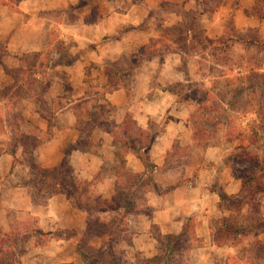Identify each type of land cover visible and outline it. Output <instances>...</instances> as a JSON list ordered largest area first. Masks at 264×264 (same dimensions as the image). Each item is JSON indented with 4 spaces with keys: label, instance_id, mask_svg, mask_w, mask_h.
<instances>
[{
    "label": "rangeland",
    "instance_id": "1",
    "mask_svg": "<svg viewBox=\"0 0 264 264\" xmlns=\"http://www.w3.org/2000/svg\"><path fill=\"white\" fill-rule=\"evenodd\" d=\"M4 1L20 12V0ZM117 1L80 0L77 10L36 11L37 20L54 23L44 27L53 40L46 50L51 54L42 58L45 69L35 52H28L27 65V52L0 41V72L8 75H0V240H9L0 255L9 264H192L202 257L197 248L214 241L212 226L225 228L228 220L234 227L223 234L227 250L210 249L207 257L264 264V48L231 40V15L221 36L206 34L207 19L215 21L224 0L163 1L153 8L148 0H120L123 8L113 20L121 44L110 47L124 51L99 62L85 56L84 74L53 88L51 64L79 57L74 40L56 41L60 22L94 24L113 15ZM101 2L111 9H101ZM134 2L136 12L130 10ZM124 14L141 24L123 23ZM18 17L20 28L26 17ZM90 48L82 53L90 55ZM146 72L153 75L150 89L143 81L134 90L136 76ZM113 88H123L118 104L108 94ZM64 98L72 99L82 125L78 117L74 126L56 122ZM148 100L159 115L141 110ZM96 103L106 111L92 108ZM126 119L148 132L138 142L139 148L149 145L142 159L120 137ZM168 127L178 136L166 155L154 154ZM76 151L90 160L74 157ZM246 153L263 169L244 159ZM190 182L200 187L202 202L196 203L209 219V233L190 214ZM222 193L232 201L222 200ZM180 213L191 218L174 233L168 219Z\"/></svg>",
    "mask_w": 264,
    "mask_h": 264
},
{
    "label": "crops",
    "instance_id": "2",
    "mask_svg": "<svg viewBox=\"0 0 264 264\" xmlns=\"http://www.w3.org/2000/svg\"><path fill=\"white\" fill-rule=\"evenodd\" d=\"M9 1V0H7ZM163 1H173V0H148V6L150 8H153L155 6L160 5ZM257 0H224L223 4L217 8L216 13L214 15L215 21H211L207 19L206 21V34L210 38H217L223 34V32L226 31V28H224V18L231 15L232 21H233V27L235 32L231 35V40L237 41V43L242 44L245 48L253 46H262L264 48V16L263 18L258 17L257 15H254L253 11L256 6ZM80 0H20L17 5L20 12H15V10L12 8V6L9 3H6L4 0H0V41L7 42L9 50H19L21 52H44L46 51L50 46L53 45V40L50 37V34L48 33V30L44 27L46 25H53V21H50L45 18H38L36 19V15L34 14L36 11L43 10V12H46L47 10H59V11H65L70 8V10H77L79 7ZM117 4L114 5L111 9V6L109 3L105 5L103 2L99 3L101 9H111L113 11L112 16H104L99 19L98 22L94 24H88L84 22L81 19L78 20H66L60 22L58 30L60 31L59 35H57L56 41H70L74 40L77 44L74 49H77L78 52L76 54H79V57L74 59L69 64L65 63H59L55 66H52L49 68V71L53 74L52 76L55 78L54 82L52 83L53 88H55L56 84L58 85L59 89L63 86L62 83H66L64 81H70L73 80L75 77L74 74H84V65L89 61L87 60L85 56H90V60H94V62H99L100 59H111L112 57L120 55L122 51H124L123 48H111L112 42H115V44H121V39L115 35L118 34V29L116 27V23L113 20L116 18V16H120L119 9L123 8V2L118 0L116 2ZM98 5V6H99ZM138 3L134 2L130 10L132 12H136L138 10ZM87 8V7H86ZM89 8V6H88ZM66 13V12H65ZM23 15L26 17V20L22 22L21 27L18 28V16ZM124 17L120 18L123 23H126L129 20V14H124ZM135 16H137L135 14ZM41 17V16H40ZM113 20V21H112ZM128 22H131L132 24H141L140 20H129ZM122 24V23H121ZM225 29V30H224ZM254 31L255 35L251 41L250 44H247V42L240 38L239 36L243 33H251ZM114 44V45H115ZM91 47V48H90ZM125 47V46H124ZM89 49V54H83L82 50ZM101 49V51H100ZM70 52V51H69ZM68 52V54H69ZM99 52V54H97ZM101 52V53H100ZM57 56L63 55V52L58 51L54 52ZM96 60V61H95ZM167 66V65H166ZM173 66V65H172ZM169 67V65H168ZM167 67V68H168ZM166 69V68H164ZM4 73L0 72V75H3ZM4 77H8V75L5 74L1 77L4 79ZM153 75L151 72H146L140 76H136L137 81L134 82V90H138V86L140 85V82H147V90L151 87V81H152ZM139 80V82H138ZM6 82V80H4ZM73 84V83H72ZM51 86V87H52ZM123 88H120L118 90H115L114 92L108 93L110 96V99L113 100L116 104H118V100L120 98V93L122 92ZM51 91V90H50ZM73 91L75 93L76 89L68 90ZM55 93L47 95L49 100H53ZM75 101L78 100V98L82 97L83 94L80 93L77 95ZM68 98V97H67ZM66 107H63L58 112V118L56 122L58 124H62L65 119L70 122L72 126L75 125L76 122V115L74 112V109L72 108V99H67ZM70 100V101H69ZM158 101V99H156ZM74 103V102H73ZM146 113L150 117V115H159L160 112H157L153 110L152 108H155L156 105L153 103L152 100H148L146 103H144ZM159 104V103H157ZM71 106V107H70ZM119 110H121V105L119 106ZM67 122V121H66ZM149 119L147 118L146 123L143 124V128H146L148 126ZM178 122H172V125L176 127ZM62 132V131H59ZM59 134V133H58ZM57 132L55 133V138L58 136ZM176 136H178V132L171 131V127H168L166 131H164V136L162 137L163 142L158 143L154 146L153 153H161L163 155H166L168 151L170 150L172 146L171 139H174ZM51 143V142H50ZM53 143V142H52ZM55 143V142H54ZM56 144V143H55ZM79 151H76L74 154V157L81 156L82 159L90 160L89 153H83L81 155H78ZM7 155V154H6ZM9 156L15 157L14 154H9ZM136 158V157H135ZM128 165H131L133 160L131 156L128 157ZM137 159V158H136ZM12 165V164H11ZM134 166L138 169L139 163H136ZM89 178V176H87ZM91 178V177H90ZM89 178V179H90ZM191 183V196L189 199L191 212L190 214L192 216H196L197 219L201 222V232L203 231H210V225H209V219L205 216L198 213V208H200V205L196 203V201H201V192L200 187L198 185H194L196 183ZM197 193L198 195H195ZM198 197V199H197ZM196 203V204H195ZM197 209V214H195V211ZM190 215V216H191ZM188 215H184L180 213V216H172L170 219H168L171 223V230L174 233H179L182 228L185 221L189 218H191ZM203 220V221H202ZM180 223V227H176L177 224ZM169 227V223L166 224ZM163 228V225H162ZM167 228V227H166ZM170 228V227H169ZM199 228V226L197 227ZM165 231V227H164ZM166 231H169L167 229ZM214 250L216 252H223L226 248L224 246L218 245L215 241L209 242L205 245L199 246L197 248V251L201 252L202 257L201 259H197V262H194L192 259V264H220V259H216V257H207L208 250ZM227 250V249H226Z\"/></svg>",
    "mask_w": 264,
    "mask_h": 264
},
{
    "label": "trees",
    "instance_id": "3",
    "mask_svg": "<svg viewBox=\"0 0 264 264\" xmlns=\"http://www.w3.org/2000/svg\"><path fill=\"white\" fill-rule=\"evenodd\" d=\"M253 12H254L253 13L254 15H257L258 17L263 18V16H264V0H257L256 1V6H255ZM254 35H255L254 31H252L251 33H248V34L247 33L246 34L243 33L239 37L240 38H243L247 42V44H250L251 41H252V39H253V37H254ZM158 51H155L153 54H158ZM44 53L45 52H36L33 55L35 57H38L40 59V62H41L42 58L45 55H50L51 54V51L49 50V51H46V54H44ZM23 59L25 60V63L28 65L29 64V61H28L29 60V53H24L23 54ZM41 63L43 65L42 66L43 67L42 69H45V67L48 65V62H46V60H42ZM130 66H133L134 67L135 65L134 64H130ZM10 72L12 74L14 73L13 70H10ZM13 76L15 77V74ZM16 80H17V78H16ZM120 80H122V79H120ZM44 89L46 90V87H44ZM113 89H114L113 91L116 90V88H113ZM78 107H80L82 109H85V106L84 105H78ZM92 108H97V110L99 112H101V114L106 111V105L104 103H98V104L96 103V104H94L92 106ZM87 111L88 112H91L92 110L90 111L88 109ZM74 112H75L76 117H78V124H81L82 125L83 122L82 123L80 122L79 112H77L76 110H74ZM97 122L99 124L102 123L101 115L97 118ZM121 129H122V131L120 133V137H122V138H125L126 137L127 138V140L124 141L125 145H128V147L130 148V150L133 151L134 153H136L137 156L142 159V154L140 153V151L142 149L144 151H146L149 148V145L148 146H145L143 148H139L138 147V142H143L144 139L140 135L146 134L148 132L147 131H144L143 129H140L139 127H137L136 126V122L133 119L132 120L131 119H126V121L124 122V125H123V127H121ZM243 158L246 159V160H249V159L252 160L253 163L258 168H260L261 170L263 169V167L261 165H259V163H257L252 157H250V154L249 153L244 154L243 155ZM61 165L62 166H61V169H60L61 171L60 172L63 171V169H64V167H65L66 164L65 163H62ZM246 185H247V181L244 184V187L245 188H246ZM244 191H247V190L245 189ZM220 196H221L222 200H224V201L225 200L232 201V200H230L229 196L226 195L225 193H222ZM246 199L247 198L245 197V200ZM248 202L251 203V201H247V204H248ZM225 207H226V204H225ZM229 210H231V209H229ZM224 224L227 225L225 228H222L223 225H222V227H219V228L215 227L216 229H214V225H213L212 228H211V231L213 232V235H214V241L218 245H220V246H223L226 243V242H224L223 234L231 233L233 231V227H234V225H231L228 220H226V222H224ZM4 236L5 237H9L8 235H4ZM174 237L175 236L172 235V239ZM7 243H9V240L7 239V241H6V238H2L0 240V254H1L2 250H3L2 246L6 245ZM0 264H9V263L7 261H5L4 257H2L0 255Z\"/></svg>",
    "mask_w": 264,
    "mask_h": 264
}]
</instances>
